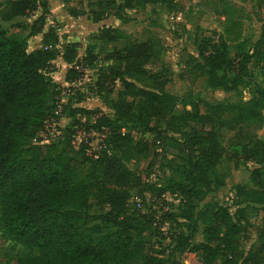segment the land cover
<instances>
[{"label":"trees","instance_id":"trees-1","mask_svg":"<svg viewBox=\"0 0 264 264\" xmlns=\"http://www.w3.org/2000/svg\"><path fill=\"white\" fill-rule=\"evenodd\" d=\"M6 2L21 34L11 33L0 23V231L7 241L22 249L6 264H184L189 255L196 253H200L201 264H264V229L259 235L262 242L242 251V242L248 238L244 208L231 210L207 203L198 209L196 205L206 192L224 186L217 172L225 157L220 131L240 130L248 123H253L254 132L262 127L264 87L254 85L250 100L235 104L178 99L165 91L167 81L162 74L147 67L159 57L153 43L127 42L102 57L116 65L108 67L107 75L98 83L99 89L105 88L109 95L113 89L107 88L114 87L115 81L122 87L110 105L113 117L97 109L78 107L72 110V121L66 127L67 140L76 150L72 153L75 160L80 155L90 163L82 176L77 161L68 152L49 154L32 141L54 117L55 110L49 107L54 88L49 78L53 62L60 57L68 66L64 83H72L85 65L93 66L96 58L90 53L78 58V42H66L61 55L55 43H47L51 39L56 42L57 37L51 31L42 33L48 13L46 0ZM175 2L92 0L88 18L99 24L108 16L125 24L131 21L127 11L148 6L174 11ZM37 8L41 9L39 17L30 25H19L18 20H28ZM216 14L225 17L224 37L218 36L214 41L200 35L196 55L187 53L184 65L195 77L204 79L207 88L234 93L245 85L252 59L259 60L260 56L243 52L239 45L231 58L228 42L240 38L241 24L228 14ZM151 24L156 25L155 21ZM39 34L42 43L29 50V39ZM95 39L115 44L125 35L120 29L103 25ZM179 104L189 105L190 110L177 114ZM54 118L57 121L59 116ZM82 118L86 122L82 123ZM149 118L163 123L172 135L167 137L158 127L148 128ZM120 123L154 132L153 145L143 139L135 141L122 132L124 126ZM92 130L106 134V148L96 160L87 157L85 145L75 148L72 143L76 132ZM161 141L170 142L182 155L178 179L168 177L160 187L162 194L178 200L176 213L167 211L161 215L163 221L176 224L178 231L170 236L169 246L159 243L158 248L146 251L142 237L162 238L160 222L152 226V214L141 222L129 213L130 192L138 190L141 183L123 161L128 162L132 154L147 156L150 148L161 146ZM240 158L255 164L249 177L251 187L242 189L240 195L247 205L264 208V143L254 139L241 146L235 152V162ZM143 190L139 192L142 194ZM89 199L106 208L99 219L112 231H104L98 225L79 231ZM199 227L202 240L196 242Z\"/></svg>","mask_w":264,"mask_h":264},{"label":"rangeland","instance_id":"rangeland-1","mask_svg":"<svg viewBox=\"0 0 264 264\" xmlns=\"http://www.w3.org/2000/svg\"><path fill=\"white\" fill-rule=\"evenodd\" d=\"M7 0H0V23L8 28L13 34H21L15 28V20L10 15ZM48 13L44 16V27L42 33L51 31L57 37L48 40V44H54L59 50L60 55L67 45L66 41L80 43L77 50L78 58H96L92 67L86 65L81 69V73L72 83H64L67 65L58 57L54 62L49 73V78L53 85V94L49 98V107L52 111H58L59 118L55 122L54 128L50 131L44 130L39 133L32 144L42 145L49 154L68 152L73 156V148L67 139V126L72 121L71 113L75 108L83 107L88 110H99L103 115L112 118L113 111L111 103L116 100V93L122 87L118 81L114 82V87L109 95L105 88L99 89V81L107 75L108 67L116 65L111 61H103L102 57L113 49H120L125 43L130 41L142 42L150 41L155 46L159 57L148 63L147 67L151 72H159L166 79L165 91L178 99L187 101L197 98L210 103H238L248 101L251 98L254 85L264 87V0H176L174 11H167L165 7L154 8L148 6L143 10L127 11L131 21L123 24L113 17L104 19L99 24L92 23L88 16L93 9L89 3L92 0H46ZM223 12L241 24L240 38L236 42H228L230 56L234 58L237 47L242 45L243 52L260 56L257 60L253 58L247 68V76L242 87L234 93H224L219 90H211L206 87L202 78H197L185 67L184 61L187 53L196 55V40L200 35L210 36L216 41L218 36H223L226 26L225 17L217 15ZM41 14V9L31 13L28 20H18L19 25L31 24ZM155 21L156 25L151 23ZM108 25L120 29L125 35V39L115 44L98 42L95 37L100 27ZM27 29L29 26H26ZM232 36V35H231ZM224 37V36H223ZM30 40V39H29ZM41 34L36 39L31 40L28 49L32 50L35 46L42 43ZM258 42H261L257 46ZM104 75V76H103ZM103 76V77H102ZM106 87V86H104ZM183 109L190 110V106L179 104L176 113H182ZM52 117L48 116V119ZM56 117V116H55ZM79 119V115H75ZM47 119V120H48ZM50 120V119H49ZM48 120V121H49ZM82 123L85 118L80 119ZM148 128L160 129L167 137L171 136L170 130L163 123L155 119L147 120ZM124 126L123 133H128L137 141L143 139L153 145L156 134L152 131L144 132L132 125L120 123ZM253 123L236 129L221 130L220 141L225 151V157L217 167L219 176L224 181V186L219 189H211L206 192L201 201L196 202L198 209L207 203H216L221 206L242 207L245 210V224L248 228V238L242 242V251L245 253L250 245L258 246L262 241L259 239L260 230L264 229V208L247 205L240 195L242 189L251 187L249 180L251 168L255 165L250 161L235 162V152L239 151L243 145H248L256 139L264 143V115L262 127L256 132L252 128ZM167 130V131H166ZM239 131V132H238ZM107 132V131H106ZM161 146L150 148L147 156L142 154H132L128 162L123 161L125 167L132 171L140 180L138 190L130 192L127 209L134 217L141 222L146 221V217L152 214V226L158 225L162 231V238L142 237L145 242L146 251L163 247L171 244L170 236L178 231L176 224L163 221L161 217L165 212H177L178 200L167 194L160 192V187L168 177L178 179L182 171V161L178 148L171 146L168 141H161ZM106 148V145H105ZM239 156H241L239 154ZM79 171L84 176L90 163L84 161L79 155L76 157ZM255 167V166H254ZM264 178V171H263ZM144 189L142 194L139 192ZM141 202V208L137 209L136 202ZM106 208L99 206L94 200L89 199L88 208L82 215L79 223V231L86 232L91 227L98 225L104 231H112L106 224H101L99 217L106 212ZM155 221V222H154ZM159 227V226H158ZM201 227L198 229L196 242H200ZM22 251L21 247L14 246L7 241L0 231V264L7 261ZM184 264H201L200 253L189 255Z\"/></svg>","mask_w":264,"mask_h":264},{"label":"built area","instance_id":"built-area-1","mask_svg":"<svg viewBox=\"0 0 264 264\" xmlns=\"http://www.w3.org/2000/svg\"><path fill=\"white\" fill-rule=\"evenodd\" d=\"M54 117L58 115V111H54L53 113ZM50 118L49 121L45 123L44 130L50 131L54 128L55 125V118ZM106 134L104 132H97V131H90L88 133H85L83 131H78L73 135L72 137V143L75 146V148H78L81 144L85 145L87 148L85 150L87 157H89L92 160H96L99 157V154L103 151L105 148V141ZM36 141V140H34ZM158 144V143H157ZM141 202H136L137 209L141 208Z\"/></svg>","mask_w":264,"mask_h":264},{"label":"crops","instance_id":"crops-1","mask_svg":"<svg viewBox=\"0 0 264 264\" xmlns=\"http://www.w3.org/2000/svg\"><path fill=\"white\" fill-rule=\"evenodd\" d=\"M36 37H38V36H36ZM36 37L31 38V39L29 40V44H30V41L36 39ZM66 42H67V43H73V42H69V41H66ZM37 47H39V45L35 46L34 49L37 48ZM32 50H33V49H32Z\"/></svg>","mask_w":264,"mask_h":264}]
</instances>
